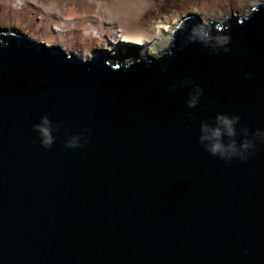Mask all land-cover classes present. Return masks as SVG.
I'll return each instance as SVG.
<instances>
[{"label":"water","instance_id":"1","mask_svg":"<svg viewBox=\"0 0 264 264\" xmlns=\"http://www.w3.org/2000/svg\"><path fill=\"white\" fill-rule=\"evenodd\" d=\"M198 16L129 64L0 31V264H264V143L246 162L199 143L218 114L238 142L264 131V2Z\"/></svg>","mask_w":264,"mask_h":264},{"label":"rangeland","instance_id":"2","mask_svg":"<svg viewBox=\"0 0 264 264\" xmlns=\"http://www.w3.org/2000/svg\"><path fill=\"white\" fill-rule=\"evenodd\" d=\"M122 1L139 2L137 24L141 30L170 39L144 37L142 43L124 39L112 7ZM260 2L264 0H0V31L15 29L46 44L58 43L68 51L81 49L84 54L104 48L113 59L129 64L140 56L159 57L169 50L173 31L189 13H198L208 24L231 12L249 14Z\"/></svg>","mask_w":264,"mask_h":264},{"label":"clouds","instance_id":"3","mask_svg":"<svg viewBox=\"0 0 264 264\" xmlns=\"http://www.w3.org/2000/svg\"><path fill=\"white\" fill-rule=\"evenodd\" d=\"M195 32V30H193ZM227 38H223L220 42H226ZM190 81H184V84H190ZM200 101V91L194 88L193 92L189 95L187 105L189 108H195ZM240 117L218 114L213 123L209 124L206 121L201 122L199 143L204 146L205 151L211 155L216 156L225 161L232 159H239L246 162L250 152L254 151L257 146V140L264 143V131L257 129L254 133L250 132L247 127L240 129L242 139L237 140V125L239 124ZM51 121L47 116L41 117L38 124L33 125V131L39 134L40 144L45 149L51 148L55 143V136L53 132ZM85 131H90L85 129ZM227 137V142H225ZM81 135H74L66 141L65 146L69 149L81 147ZM86 143V139H84Z\"/></svg>","mask_w":264,"mask_h":264},{"label":"bare ground","instance_id":"4","mask_svg":"<svg viewBox=\"0 0 264 264\" xmlns=\"http://www.w3.org/2000/svg\"><path fill=\"white\" fill-rule=\"evenodd\" d=\"M131 3L127 4L122 1L118 3H114L112 6L113 9L117 11L118 19L116 23L118 26V32L121 36H123L124 39L128 41H132V42H138V43H142V40L144 39V37H149L152 39L156 37H160V38H163L165 41L170 39V38L165 37L163 34H159L158 36H156L157 34L150 35L149 33L141 30L140 26H138L137 24L139 2L136 1L135 3H133V5Z\"/></svg>","mask_w":264,"mask_h":264},{"label":"trees","instance_id":"5","mask_svg":"<svg viewBox=\"0 0 264 264\" xmlns=\"http://www.w3.org/2000/svg\"><path fill=\"white\" fill-rule=\"evenodd\" d=\"M126 48H128V46H125ZM131 47V46H130Z\"/></svg>","mask_w":264,"mask_h":264}]
</instances>
